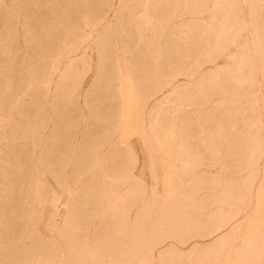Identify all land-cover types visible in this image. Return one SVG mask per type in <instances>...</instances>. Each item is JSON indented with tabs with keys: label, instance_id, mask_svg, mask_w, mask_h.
<instances>
[{
	"label": "rangeland",
	"instance_id": "obj_1",
	"mask_svg": "<svg viewBox=\"0 0 264 264\" xmlns=\"http://www.w3.org/2000/svg\"><path fill=\"white\" fill-rule=\"evenodd\" d=\"M59 6L0 5V264H264V0H103L50 63Z\"/></svg>",
	"mask_w": 264,
	"mask_h": 264
},
{
	"label": "bare ground",
	"instance_id": "obj_2",
	"mask_svg": "<svg viewBox=\"0 0 264 264\" xmlns=\"http://www.w3.org/2000/svg\"><path fill=\"white\" fill-rule=\"evenodd\" d=\"M47 2H50L51 0H46ZM111 1L112 0H110V3H111ZM52 2H54L55 4H58V5H61V7H62V9H64V8H66L67 9V6L68 5H70V4H72L73 3V5H74V7H75V9H76V11H77V14H76V16L75 17H72V15L71 14H69V13H61V12H59V13H57V12H55L54 13V17L58 20V22H62V23H66V24H73V25H75V24H80L81 25V28H83V29H81V31L79 32V33H76V34H73V38H70V40H68L67 42H65V43H62V45H61V47L59 48L60 50H61V52L60 53H58V54H55V55H51V54H49L48 52H46L45 53V55H44V57H46V58H50L51 59V61H50V63L53 61V60H58V59H60V58H63V57H67V56H69V53H71L72 51H74V50H76L77 49V47L79 46V44L77 43V44H75V39L77 38V39H79V38H81L80 37V35H82L83 36V34L82 33H85V32H83V30H84V28L85 27H92L93 26V28H95V26L97 27L98 25H100L101 24V22H100V17H93L92 18V16H90V14H91V12H92V10H96V9H98L99 8V5H101L102 3H103V0H94V2H96L95 4H93V7H92V5L91 4H88V2H87V0H52ZM104 2H108V0H104ZM3 3V0H0V5ZM95 5V6H94ZM206 6H207V4H206ZM5 7V6H4ZM61 7L59 6V8L61 9ZM64 7V8H63ZM1 9V8H0ZM30 9V8H29ZM155 9H156V7H155ZM4 10V9H3ZM67 12V11H66ZM193 12H195V11H193ZM156 13H157V10H156ZM174 16V15H173ZM143 19H146V18H150V19H153L154 21H156V23L155 24H158L159 26H164L165 25V16L164 15H161V11H160V13L159 14H156V15H153L151 12L149 13V11H145V13L143 14ZM206 26H208V27H211V21H209L208 23H206V24H204V25H202L201 27H198V28H201L202 30H205V29H207V28H205ZM49 29V28H48ZM49 31V30H48ZM203 32V31H202ZM87 33V32H86ZM88 34L89 35H91L89 32H88ZM88 34H86V37L87 36H89ZM35 33H33V31L31 32V35H30V37H31V39L33 40V39H35ZM85 37V39H87ZM82 39V38H81ZM80 39V40H81ZM83 39H84V37H83ZM88 39H90V37L88 38ZM49 40V39H48ZM101 41H102V39L100 40L98 37H96L95 38V42H94V44H95V49L97 48V53H98V51H99V53H98V57L97 58H99V60L98 59H96L97 61H98V63L100 62V54H101V52H102V50H103V46H101L100 47V44H101ZM79 42V41H78ZM252 46V45H251ZM51 55V56H50ZM49 65H51V64H49ZM89 65V64H88ZM55 68V66L52 64L51 65V71L53 70ZM57 70H58V68H57ZM9 73V72H8ZM49 73H50V71L49 72H47L46 71V73L45 74H41V76H46V78L47 77H49ZM52 73V72H51ZM9 75V74H8ZM40 76V75H39ZM38 76V77H39ZM33 79L34 80H36L37 79V77H36V73H34V77H33ZM47 80V79H46ZM49 80V79H48ZM131 82V81H130ZM159 91L160 90H162L161 89V87L158 89ZM130 91V90H129ZM143 97L144 98H146L145 97V94H143ZM4 102H7L8 100H7V98L5 97L4 98V100H3ZM135 107V106H134ZM155 117V116H154ZM239 118V117H238ZM129 123H130V126L131 127H135V124H134V121L132 120V117H130L129 118ZM130 138V137H129ZM133 179V178H132ZM62 184V183H61ZM73 186V185H72ZM11 245V244H10ZM135 264H144L142 261H140V260H137L136 262H135Z\"/></svg>",
	"mask_w": 264,
	"mask_h": 264
}]
</instances>
